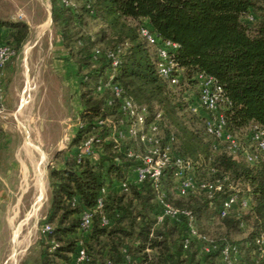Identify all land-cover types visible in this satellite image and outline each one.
I'll return each mask as SVG.
<instances>
[{"label":"trees","instance_id":"1","mask_svg":"<svg viewBox=\"0 0 264 264\" xmlns=\"http://www.w3.org/2000/svg\"><path fill=\"white\" fill-rule=\"evenodd\" d=\"M72 1L74 7L52 0L51 19L78 69L87 68L81 75L80 92L85 125L72 137L73 148L62 166L49 171L51 192L44 223L51 230L45 234L48 242L40 264L68 261L80 240L90 256L87 264H105L107 259L116 264H222L219 251L202 252L197 241L185 245V219L156 224L159 207L148 182L120 189V181L129 175L134 163L126 159L116 162L109 143L102 144L98 160H76L77 147L92 121L101 112L115 111V105L105 103L111 95L109 90L98 93L101 97L97 98L92 95L93 88H88L93 84L95 89L107 80L146 105L151 117L161 114L165 125L174 131L180 153L191 159L197 173L201 172L198 178H211V169L228 176L223 190L212 199L175 195L172 201L173 181L166 174L167 199L190 210L201 231L197 219L207 214L211 201L219 217L221 202L229 193L245 196L249 200L247 208H235L228 216L219 217L221 237L214 238L236 245L244 264H264V252L256 243V237H264V153L258 152L250 140L256 128L264 130V0H83L81 12ZM82 12L101 24L92 35L82 31ZM142 26L159 39L178 44L171 55L177 63V85L157 73L156 45L140 35ZM1 28H7L8 33L0 34V43L12 45L15 51L1 79L5 89L8 64L26 41L29 28L22 21L0 19ZM119 46V64L112 66L104 51ZM96 49L99 55H95ZM199 73L213 76L222 86L229 101L223 110L226 130L249 153L257 154L254 161H248L242 152H228L222 143L216 146L205 130V111H192L190 106L197 102L195 76ZM102 187L106 188L103 211L109 224L101 225L96 213L89 230L83 233L79 230L80 215L96 204Z\"/></svg>","mask_w":264,"mask_h":264},{"label":"rangeland","instance_id":"2","mask_svg":"<svg viewBox=\"0 0 264 264\" xmlns=\"http://www.w3.org/2000/svg\"><path fill=\"white\" fill-rule=\"evenodd\" d=\"M74 1L81 12L83 0ZM51 5L52 0H0V19L22 21L29 28L26 41L8 64L9 82L0 99V264H40L41 252L48 242L41 226L49 208V171L62 166L73 148L71 139L78 124L85 123L81 119L84 106L80 92L81 75L87 68L79 70L74 57L60 55L59 29L53 25ZM82 15L85 34L92 35L101 27L97 19L84 12ZM70 68L74 70L72 84L66 83L69 75L63 72ZM88 88H93L92 95L101 97L93 84ZM34 146L44 150L43 160ZM38 162L44 170L40 189L44 188L40 204L35 206ZM195 174L202 177L201 172ZM175 197L172 193L170 200ZM214 204L209 203L207 214H201L197 226L202 232L221 237V219Z\"/></svg>","mask_w":264,"mask_h":264},{"label":"built area","instance_id":"3","mask_svg":"<svg viewBox=\"0 0 264 264\" xmlns=\"http://www.w3.org/2000/svg\"><path fill=\"white\" fill-rule=\"evenodd\" d=\"M66 6L74 7L72 0H58ZM140 35L149 43L156 45L158 62L157 73L164 79H168L173 86L179 82L178 75L174 74L177 63L171 57L178 47L176 42L159 39L148 27L140 28ZM121 47L107 49L105 57L112 66L119 64L118 54ZM15 51L12 45L0 43V99L3 95L1 79L5 73L6 63L14 56ZM100 50H95L99 55ZM94 55V56H95ZM197 90V104H192V111H205V130L214 139L217 146L222 143L225 149L233 154L242 152L248 161H254L257 154L249 153L240 143L239 139L226 130L223 110L229 104L222 86L216 79L207 74L199 73L195 76ZM96 92L103 93L109 90L111 95L105 98L107 105H115V111L111 114H104L92 121L91 129L88 131L80 145L77 147L75 156L79 162L81 159L98 160L103 153L102 144L109 143L115 152L113 159L120 162L122 159L130 160L134 164L129 175L120 181V189L127 190L130 184L140 185L148 182L155 201L158 204L156 224L169 219L180 222L187 221L188 237L184 240L185 245L197 241L200 251H219V259L222 264H244L240 259L238 247L227 242H220L209 234L199 231L195 225V217L190 210L173 205L167 198L164 189V178L170 174L173 186V193L179 197L201 196L212 199L215 193L223 190L228 181L227 175H219L211 169V178L196 177L195 165L191 159L180 153L173 130H170L162 120L161 114L150 116L146 105L137 103L132 97L126 95L122 87L113 84L110 80L102 81L95 87ZM85 124L80 122L78 128ZM251 142L258 152L264 153V130L255 129L250 135ZM230 188H232L230 186ZM106 188H101V194L96 204L91 208L82 211L80 215L79 230L86 233L92 223L94 214L98 213L101 225L109 224V218L103 211V193ZM249 200L245 196H239L236 191L229 193L221 202L218 210L220 218L228 216L235 208L245 209ZM51 230V226L44 223L41 232L45 235ZM259 251L264 252V237H256ZM125 252L126 249H123ZM129 256H126L127 262ZM90 256L86 251L83 241L80 240L76 253L71 259L63 260L60 264H87ZM105 264H116L107 259Z\"/></svg>","mask_w":264,"mask_h":264},{"label":"crops","instance_id":"4","mask_svg":"<svg viewBox=\"0 0 264 264\" xmlns=\"http://www.w3.org/2000/svg\"><path fill=\"white\" fill-rule=\"evenodd\" d=\"M8 33V29L7 28H1L0 29V34L2 35V36H5L6 34ZM60 42V41H59ZM60 55H62V57L63 56H65V57H67L68 59H70V57H69V55H68V53H67V51L65 50V48L62 46V44H61V42H60ZM64 57V58H65ZM73 71L74 70H71V68L70 69H66L65 71L63 70V72H64V74H68L69 75V77H68V79H67V81H66V83H70V84H72L73 83V77L71 76L72 75V73H73ZM66 72V73H65ZM72 77V78H71ZM196 104H197V102H196ZM29 141H30V135H29V133L27 132V134H26V142H28L29 143ZM37 150H38V152H39V154H40V156H41V160H43L44 159V156H45V152H44V150L42 149V148H40L39 146H34ZM37 169V170H36ZM42 168L40 167V163L38 162L37 164H36V167H35V175H34V185L36 186V188H37V196H36V200H35V206L36 205H39L40 204V172L42 173V181H43V185H44V171L42 170ZM39 171V172H38ZM23 177H24V183H27V168H26V165L25 164H23ZM15 234V236L17 235V232L16 233H14ZM14 236V237H15Z\"/></svg>","mask_w":264,"mask_h":264},{"label":"bare ground","instance_id":"5","mask_svg":"<svg viewBox=\"0 0 264 264\" xmlns=\"http://www.w3.org/2000/svg\"><path fill=\"white\" fill-rule=\"evenodd\" d=\"M26 50H28V48H27ZM36 170H37V169H36ZM41 171H42V170H41ZM43 171H44V170H43ZM38 172H39V171H38ZM43 173H44V172H43ZM41 175H42V173L40 172V180H41V177H42ZM43 188H44V187H42V189H40V192L43 191ZM40 194H41V193H40Z\"/></svg>","mask_w":264,"mask_h":264}]
</instances>
